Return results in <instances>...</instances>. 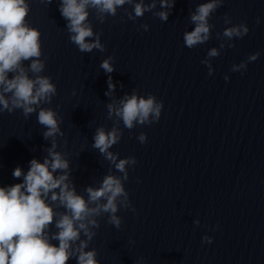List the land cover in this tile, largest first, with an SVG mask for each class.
Returning <instances> with one entry per match:
<instances>
[{"label": "water", "instance_id": "1", "mask_svg": "<svg viewBox=\"0 0 264 264\" xmlns=\"http://www.w3.org/2000/svg\"><path fill=\"white\" fill-rule=\"evenodd\" d=\"M155 2L135 21L132 94L163 108L130 131L137 164L128 169L123 264H264V0H223L210 38L191 49L184 33L208 0ZM241 23L247 35L223 36ZM213 48L219 55L209 57Z\"/></svg>", "mask_w": 264, "mask_h": 264}, {"label": "clouds", "instance_id": "2", "mask_svg": "<svg viewBox=\"0 0 264 264\" xmlns=\"http://www.w3.org/2000/svg\"><path fill=\"white\" fill-rule=\"evenodd\" d=\"M51 3V0H47ZM223 3V0H208L200 3L190 21L195 25L192 31L184 33V43L189 49L205 43L210 38L209 18ZM125 4L131 5L133 12H126L129 19L135 20L142 17L145 12H151L156 7L155 0L145 4L143 0H61L59 11L68 22L67 28L70 33V41L78 49L84 52H92L97 49L105 51V46L100 42L101 33H94L88 22L89 9H94L101 23L106 16H115L117 8ZM161 8L173 7L170 0H160ZM30 11L26 0H0V112L12 113L22 109L27 118L30 114L38 112V123L47 130L43 133L45 139L53 138L49 148L48 157L43 163L37 159L30 161V168L26 174L17 167L13 171L15 178L23 175V182L8 187H0V264H67L70 258H75L77 264H100L96 259L95 249L85 251L89 242L96 235L92 228L100 225L93 217L101 214H109L108 223L117 229L122 224V218L117 216L118 208H131L129 194L124 187V181L128 179V167L137 164L135 157H126L118 160L119 153L109 151L117 144L122 131L113 127L106 131L104 127H98L93 137V147L122 173V176L108 174L104 177L98 188L86 189L87 199L77 194L74 187L69 184V161L62 153L55 149L57 144L55 137L64 133L60 129L62 120H58V113L51 108L40 107L41 103L50 104L57 94L56 85L49 76L41 75L45 69V61L41 60V33L37 28L31 27L26 22ZM134 13V14H133ZM161 21H167L169 12L160 11L154 13ZM225 24H231L227 15L224 17ZM259 23V18H257ZM141 27L147 31L148 25ZM249 29L245 23L225 28L223 36L231 40L233 37L242 38L247 35ZM94 38V39H90ZM224 45L221 44V47ZM234 47V45H229ZM219 52L216 48L208 52L209 57H216ZM259 52L248 57L249 61H255ZM113 57L103 60L100 67L106 73H112ZM23 61H30L28 70L23 66ZM202 63L208 64L207 60ZM246 69V64L234 65L232 70ZM32 73V77L29 76ZM9 73L12 77L9 78ZM211 75V69H209ZM110 95L115 85L111 83L109 76ZM228 77H225L227 80ZM6 93L11 96L6 98ZM108 118L113 114L122 120L124 127L131 130L134 122L140 125L152 124L158 121L163 108V102L157 101L153 95L138 97L135 93L125 96L119 101V107L115 104L107 105ZM137 139L145 143L147 136L141 133ZM60 171V175L54 173ZM59 189V191H55ZM59 201V206L65 211L59 214L54 212L53 206L46 201ZM101 201H104L101 203ZM94 205V206H93ZM134 211V208L132 209ZM55 223L57 232L51 233L50 226ZM198 224L199 221H196ZM81 233L86 239L81 240ZM58 241V246L51 241ZM79 241L73 249V244ZM212 238L203 237V242L211 243ZM139 264V262H137Z\"/></svg>", "mask_w": 264, "mask_h": 264}]
</instances>
